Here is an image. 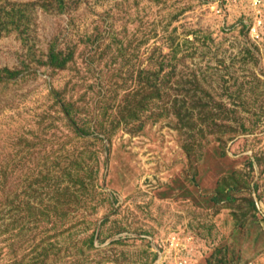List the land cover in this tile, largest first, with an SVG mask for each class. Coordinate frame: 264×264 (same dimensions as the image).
Returning <instances> with one entry per match:
<instances>
[{
	"label": "rangeland",
	"instance_id": "obj_1",
	"mask_svg": "<svg viewBox=\"0 0 264 264\" xmlns=\"http://www.w3.org/2000/svg\"><path fill=\"white\" fill-rule=\"evenodd\" d=\"M263 254L264 0H0V264Z\"/></svg>",
	"mask_w": 264,
	"mask_h": 264
},
{
	"label": "crops",
	"instance_id": "obj_2",
	"mask_svg": "<svg viewBox=\"0 0 264 264\" xmlns=\"http://www.w3.org/2000/svg\"><path fill=\"white\" fill-rule=\"evenodd\" d=\"M252 264H264V254Z\"/></svg>",
	"mask_w": 264,
	"mask_h": 264
},
{
	"label": "trees",
	"instance_id": "obj_3",
	"mask_svg": "<svg viewBox=\"0 0 264 264\" xmlns=\"http://www.w3.org/2000/svg\"><path fill=\"white\" fill-rule=\"evenodd\" d=\"M56 57H57L56 55L51 53L49 59H50L51 62H54L56 60Z\"/></svg>",
	"mask_w": 264,
	"mask_h": 264
},
{
	"label": "built area",
	"instance_id": "obj_4",
	"mask_svg": "<svg viewBox=\"0 0 264 264\" xmlns=\"http://www.w3.org/2000/svg\"><path fill=\"white\" fill-rule=\"evenodd\" d=\"M254 1H255L256 4L259 3V2H261V0H254Z\"/></svg>",
	"mask_w": 264,
	"mask_h": 264
}]
</instances>
